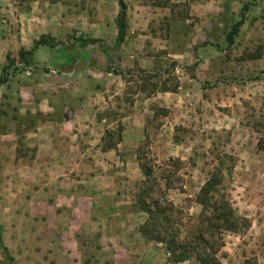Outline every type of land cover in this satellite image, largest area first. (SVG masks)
<instances>
[{
  "label": "rangeland",
  "instance_id": "obj_1",
  "mask_svg": "<svg viewBox=\"0 0 264 264\" xmlns=\"http://www.w3.org/2000/svg\"><path fill=\"white\" fill-rule=\"evenodd\" d=\"M124 2L126 37L114 48L117 0H0V76L11 63L0 84V131L8 123L26 127L33 116L43 118L18 113V86H80L73 88L76 98L90 96L108 111L100 117L102 130L80 139L84 154L74 173L110 174L103 166L107 159L97 161L100 149L116 150L119 162L115 185L96 188L90 218H72L47 209L42 188L26 185L38 173L21 163L14 168L6 157L14 139L0 137V237L7 250L5 257L0 249V264H169L160 246L149 250L147 243H136L134 228L146 220L134 205L140 166L151 168L154 180L176 173L174 186L183 191L166 198L190 219L185 232H194L201 213L196 196L219 167L221 194L236 221L222 233L217 264H264V152L256 149L264 138V77L254 80L264 71V0ZM247 2L252 7L228 46L226 35ZM41 38L63 47H39L23 69L19 53ZM81 39L100 40L113 52L82 47ZM16 144L18 158L34 157L24 139ZM169 159L180 162L178 171L166 169ZM117 196L129 202L123 226L119 217H106ZM121 228L130 231L123 236Z\"/></svg>",
  "mask_w": 264,
  "mask_h": 264
},
{
  "label": "crops",
  "instance_id": "obj_2",
  "mask_svg": "<svg viewBox=\"0 0 264 264\" xmlns=\"http://www.w3.org/2000/svg\"><path fill=\"white\" fill-rule=\"evenodd\" d=\"M77 87L80 86H18V113L30 116L39 114L43 117L41 119L43 121L33 116L32 121L34 120V122L26 127L21 123L18 127L14 123H8V130L0 131V137L14 139V143L9 145V154L6 155L14 168L21 163L32 174L38 173L39 177H36L37 174L30 176V181H26V185L42 188L40 196L47 209L54 213L61 210L69 212L72 218L85 217L89 219L96 210L94 201L96 188L101 187L104 183L115 185L114 175L116 174L113 171L118 168L119 162L115 160L116 150L103 151L100 149L96 153L99 157L97 161L107 159L104 165H100L110 171V174L103 177L93 174L85 178L74 173L79 170L80 156L84 154L80 139L82 137L91 138L94 133L100 132L103 122L100 117L104 115L102 118H105L106 114L103 113L108 111V109L104 110L103 105L96 103V100H91L90 96L82 97L81 100L76 98L73 88ZM85 88L89 92L91 87ZM60 93L70 95L68 99L61 101L57 98ZM64 98H67V95H64ZM92 102L93 109L91 110ZM11 121L13 122V120ZM3 123L2 121L0 125ZM18 129L20 130L18 131ZM18 138L24 139L25 146L35 149L34 157L18 158L16 150ZM1 163L0 165H2ZM112 174L113 176H111ZM48 197H52L51 203L47 200ZM127 204L129 202H124L123 197L117 196L114 200L112 199L107 204L106 217H112L114 221L115 216L119 217L122 221H119L118 225L123 226L128 215H123L122 209ZM138 228H134L137 231L136 243L143 245L145 242L140 236ZM128 231L127 228H121L118 234L124 236ZM147 246L149 250L160 246L163 249L162 253L166 254L164 248L159 244L147 243ZM123 248L129 255L130 250L126 247Z\"/></svg>",
  "mask_w": 264,
  "mask_h": 264
},
{
  "label": "trees",
  "instance_id": "obj_3",
  "mask_svg": "<svg viewBox=\"0 0 264 264\" xmlns=\"http://www.w3.org/2000/svg\"><path fill=\"white\" fill-rule=\"evenodd\" d=\"M59 2L61 0H51ZM118 13L115 21L117 36L114 48H119L126 37V4L124 0H117ZM252 7L251 2L243 4L240 13V20L233 24L226 35L228 46L233 44L234 38L239 33L243 25L244 14ZM82 47L96 46L102 53L108 55L113 52L112 48L106 47L100 40H79ZM63 47L62 43L56 42L50 44L41 38L34 42L30 51L22 50L19 53V59L23 62V69L30 66L29 57L39 47ZM258 59V57L254 58ZM11 66L8 63L1 70L0 84H5L7 79V70ZM264 77V71L260 72L254 80ZM40 121H43L40 119ZM256 149L264 152V138L257 141ZM180 165L177 160L169 159L165 164L166 169L178 171ZM143 173V180L140 183L138 193L135 196V206L139 212L146 216L144 223L139 226L138 232L145 243L159 244L164 248L167 254L169 264H217L216 256L223 247L222 233L233 230L236 217L228 199L222 193L223 172L216 166L209 172L208 178L199 189L196 196V204L201 207V213L198 217V223L193 227L194 232H185L190 225V219L184 215V212L177 208L172 202L167 200L166 195L171 191H183L182 188L174 186L172 180L176 174L170 170L160 174L159 180H154L153 170L140 166ZM153 181V183H152ZM155 186L158 188L154 193ZM184 193V192H182ZM0 249L7 257V250L1 243Z\"/></svg>",
  "mask_w": 264,
  "mask_h": 264
}]
</instances>
